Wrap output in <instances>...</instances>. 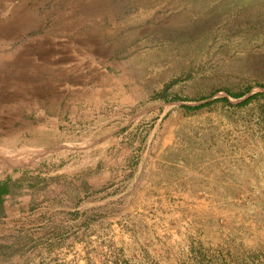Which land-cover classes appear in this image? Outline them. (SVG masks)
Returning a JSON list of instances; mask_svg holds the SVG:
<instances>
[{"label":"rangeland","instance_id":"obj_1","mask_svg":"<svg viewBox=\"0 0 264 264\" xmlns=\"http://www.w3.org/2000/svg\"><path fill=\"white\" fill-rule=\"evenodd\" d=\"M0 191V264H264V0H0Z\"/></svg>","mask_w":264,"mask_h":264},{"label":"trees","instance_id":"obj_2","mask_svg":"<svg viewBox=\"0 0 264 264\" xmlns=\"http://www.w3.org/2000/svg\"><path fill=\"white\" fill-rule=\"evenodd\" d=\"M243 94H234V96L235 97H239V96H242ZM255 96V94H252V95H250L248 98H246L244 101L246 102V101H248L250 98H252V97H254Z\"/></svg>","mask_w":264,"mask_h":264},{"label":"crops","instance_id":"obj_3","mask_svg":"<svg viewBox=\"0 0 264 264\" xmlns=\"http://www.w3.org/2000/svg\"><path fill=\"white\" fill-rule=\"evenodd\" d=\"M5 196H6V195H3V194H2V191H0V202L3 201L2 198L5 197Z\"/></svg>","mask_w":264,"mask_h":264}]
</instances>
